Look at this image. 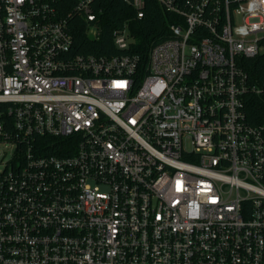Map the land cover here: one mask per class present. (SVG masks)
Instances as JSON below:
<instances>
[{
	"label": "built area",
	"instance_id": "1",
	"mask_svg": "<svg viewBox=\"0 0 264 264\" xmlns=\"http://www.w3.org/2000/svg\"><path fill=\"white\" fill-rule=\"evenodd\" d=\"M96 1L0 0V264H264V0H156L146 64L75 54Z\"/></svg>",
	"mask_w": 264,
	"mask_h": 264
},
{
	"label": "trees",
	"instance_id": "2",
	"mask_svg": "<svg viewBox=\"0 0 264 264\" xmlns=\"http://www.w3.org/2000/svg\"><path fill=\"white\" fill-rule=\"evenodd\" d=\"M145 17L138 19L136 10L125 0H97L95 21L79 18L73 24L75 54L114 56L130 53L148 61L153 46L170 37V25L175 17L164 11L156 0H146ZM127 29L132 38L128 50H120L115 43V32ZM96 31L92 36L91 31ZM246 70L252 77L264 81V56L247 59ZM250 112L255 124L264 121V96H255ZM57 153V149L47 150Z\"/></svg>",
	"mask_w": 264,
	"mask_h": 264
},
{
	"label": "rangeland",
	"instance_id": "3",
	"mask_svg": "<svg viewBox=\"0 0 264 264\" xmlns=\"http://www.w3.org/2000/svg\"><path fill=\"white\" fill-rule=\"evenodd\" d=\"M12 148L5 144L0 143V172L3 171L6 163L11 159Z\"/></svg>",
	"mask_w": 264,
	"mask_h": 264
}]
</instances>
